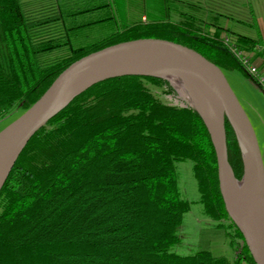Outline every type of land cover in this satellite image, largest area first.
<instances>
[{
	"label": "trees",
	"instance_id": "16d2710c",
	"mask_svg": "<svg viewBox=\"0 0 264 264\" xmlns=\"http://www.w3.org/2000/svg\"><path fill=\"white\" fill-rule=\"evenodd\" d=\"M162 2V16L116 23L82 45L72 40L77 30L116 22L112 0H0V117L32 105L73 60L134 38L174 40L259 85L222 38L204 30L214 10L198 0ZM230 37L247 52L246 35ZM159 86L173 92L160 76L102 79L33 134L0 190V264H256L224 206L205 121L194 107L164 101L151 88ZM224 120L228 162L241 178L236 134ZM178 159L193 161L203 213L232 228L233 258L172 249L190 209L177 186Z\"/></svg>",
	"mask_w": 264,
	"mask_h": 264
},
{
	"label": "water",
	"instance_id": "95a60500",
	"mask_svg": "<svg viewBox=\"0 0 264 264\" xmlns=\"http://www.w3.org/2000/svg\"><path fill=\"white\" fill-rule=\"evenodd\" d=\"M130 74L170 79L165 75L169 74L186 87H200L208 94L213 107L208 117L210 123L193 107L205 121L211 136L219 191L230 219L243 234L253 261L264 264V162L252 121L222 68L201 52L174 40L143 37L115 42L90 51L63 68L32 105L0 130V190L27 141L74 95L102 79ZM259 89L264 94L261 86ZM225 118L240 148L241 178L235 177L228 162ZM230 177L245 181L242 195L238 188L230 185Z\"/></svg>",
	"mask_w": 264,
	"mask_h": 264
},
{
	"label": "rangeland",
	"instance_id": "374dc122",
	"mask_svg": "<svg viewBox=\"0 0 264 264\" xmlns=\"http://www.w3.org/2000/svg\"><path fill=\"white\" fill-rule=\"evenodd\" d=\"M113 11L116 16V22L105 25L104 22L88 25L85 28L77 30V35L72 40L77 44L85 45L88 42L95 41L107 35L116 23L118 25L128 23L130 20L141 18L145 13L149 19L160 17L164 13L162 0H112ZM90 17L95 16L91 14ZM144 18V17H143ZM75 34V30H72ZM225 77L236 93L240 103L246 110L249 119H251L259 147H261L264 162V99L260 91H257L249 78L245 77L239 70L222 69ZM166 79V78H165ZM172 87L173 92H168L165 86L151 87L152 91L160 96L164 101L170 104L180 106H191L190 99L181 87V84L174 80L166 79ZM195 108V107H194ZM22 108L17 106L0 117V130L5 125L13 121L21 114ZM192 159H178L174 162L176 166V179L179 193L190 201V209L183 214L182 222L177 228V235L180 240L172 246L177 253L191 254L199 247L209 248L217 255L225 254L233 258L237 252L236 242H231L230 232L232 228H226L221 225L216 226L217 221L203 213V206L199 202V192L197 190V181L193 174ZM228 221H225V223ZM228 231V232H227ZM239 239V237H237ZM242 243V239H239ZM241 264H247L243 260Z\"/></svg>",
	"mask_w": 264,
	"mask_h": 264
},
{
	"label": "crops",
	"instance_id": "0c3cea01",
	"mask_svg": "<svg viewBox=\"0 0 264 264\" xmlns=\"http://www.w3.org/2000/svg\"><path fill=\"white\" fill-rule=\"evenodd\" d=\"M198 1L204 7L216 12L213 19L211 15L206 16L204 30L210 35L215 33L221 38L236 34L246 35L250 39L246 50L252 61L264 72V0ZM143 17L147 15L142 13L141 18ZM251 82L256 90L260 91L259 86ZM260 93L264 99L262 91Z\"/></svg>",
	"mask_w": 264,
	"mask_h": 264
},
{
	"label": "bare ground",
	"instance_id": "6f19581e",
	"mask_svg": "<svg viewBox=\"0 0 264 264\" xmlns=\"http://www.w3.org/2000/svg\"><path fill=\"white\" fill-rule=\"evenodd\" d=\"M165 75L169 77L171 80L180 83L179 81H177V79H174V77L171 78L169 74H165ZM180 84L183 89H186L184 91L186 92L187 97L190 99L191 103L200 110V112L205 117L206 121L210 123L208 117H210L211 110H213V107L208 94L200 87H190L189 85L186 87L184 84L182 83ZM229 182L232 187L235 186L236 188H238L237 191L239 195H242V192L243 193L245 192L244 191L246 189L245 181L239 182L230 177Z\"/></svg>",
	"mask_w": 264,
	"mask_h": 264
},
{
	"label": "built area",
	"instance_id": "2783aa9c",
	"mask_svg": "<svg viewBox=\"0 0 264 264\" xmlns=\"http://www.w3.org/2000/svg\"><path fill=\"white\" fill-rule=\"evenodd\" d=\"M222 42L234 55L243 69H245L264 89V72H262L255 62L251 60L249 54L244 49H241L229 35L224 36Z\"/></svg>",
	"mask_w": 264,
	"mask_h": 264
}]
</instances>
